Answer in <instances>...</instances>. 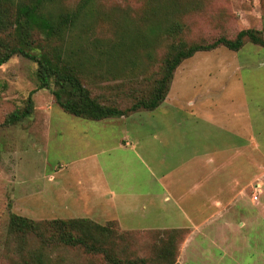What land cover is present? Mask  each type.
Segmentation results:
<instances>
[{
    "label": "rangeland",
    "instance_id": "obj_1",
    "mask_svg": "<svg viewBox=\"0 0 264 264\" xmlns=\"http://www.w3.org/2000/svg\"><path fill=\"white\" fill-rule=\"evenodd\" d=\"M84 1L59 0L57 8L74 10ZM0 7L1 15L10 17L9 5ZM86 10L67 37V50L83 61L81 79L92 96L122 109L151 94L173 44L233 39L243 29H256L264 36V0H92ZM171 20L182 23V33L165 34ZM152 24L162 30L151 33ZM8 32L0 31V39L14 44ZM34 38L36 45L45 46L41 34ZM38 87L33 60L17 54L0 67V264H264L263 47L246 41L239 51L221 46L198 52L175 70L169 108L165 103L153 111H139L126 123L120 118L76 117L57 104L50 90ZM33 90L32 115L3 125L8 114L25 107ZM125 125L129 131L144 129L150 134L157 125H171L195 136L189 168H179L185 161L174 158L161 172L154 156L159 149L153 145L148 147L152 153L143 149L145 164L135 160L129 166L140 182L151 172L162 177L163 197L173 194L196 220L211 211L210 203L223 199H217L219 195H233L240 185L236 179L243 183L257 170L258 174L240 195L226 200V216L210 223L202 232L204 240L200 234L191 242L185 232L115 227L106 215L97 214L104 202L94 208L91 198L94 183L102 175L106 179L111 157L119 154L100 150L115 145ZM120 165L112 167L117 170ZM200 179L206 182L199 188ZM255 194L259 200L254 202ZM13 215L39 226L17 232L10 225ZM79 219L111 227L106 236L83 228L106 254L59 241L54 222Z\"/></svg>",
    "mask_w": 264,
    "mask_h": 264
},
{
    "label": "trees",
    "instance_id": "obj_2",
    "mask_svg": "<svg viewBox=\"0 0 264 264\" xmlns=\"http://www.w3.org/2000/svg\"><path fill=\"white\" fill-rule=\"evenodd\" d=\"M91 2L92 0H85L76 9L69 10L58 9L59 0H0V6L8 4L9 11L12 10L10 17H5L1 15L0 7V31L9 30V36H13L15 40V43L11 44L0 39V67L17 54L33 60L37 63L38 89L50 90L57 104L65 112L76 117L100 121L127 117L144 110L153 111L166 100L175 70L184 60L193 57L198 52L212 51L221 46L232 51H239L246 41L264 48V36L256 29H243L233 39L222 36L211 43H185L181 41L173 44L171 52L164 60L163 73L151 94L148 97L138 99L130 108L122 109L104 104L92 96L90 89L83 84L81 79L80 68L83 61L79 60L74 52L67 50V37L77 29L83 16L88 14L86 8ZM183 28L180 21L171 20L163 31L168 36H172L182 33ZM160 29L162 30L158 24H152L149 28L151 33ZM35 33L43 36L45 46L36 45L39 42L34 38ZM52 42H56V44L51 45ZM47 45L48 49L45 48ZM96 57L101 59L102 56L98 54ZM115 58L116 56H112V59ZM35 91L30 92L24 108L17 109L7 115L3 125L8 126L24 122L32 115ZM54 224L60 232L58 238L61 243L73 247L83 246L87 251H103L106 254L103 247L97 246V238L83 228L92 227L93 230L99 231L101 236H106L111 227L107 229L95 225L87 219L58 220ZM108 224L115 225V227L120 226L114 220ZM10 225L17 232H25L32 226H39V224L37 226L33 221L18 215L12 216ZM74 231L81 233V235L75 234ZM167 231L185 232L188 235V231L184 229H169Z\"/></svg>",
    "mask_w": 264,
    "mask_h": 264
},
{
    "label": "crops",
    "instance_id": "obj_3",
    "mask_svg": "<svg viewBox=\"0 0 264 264\" xmlns=\"http://www.w3.org/2000/svg\"><path fill=\"white\" fill-rule=\"evenodd\" d=\"M165 103L167 105L166 108H169L170 103H172L169 101V97L166 98L162 105ZM168 114L169 111L164 112V115ZM131 116L120 117V120L126 123L127 119ZM157 126L159 129L155 133L150 134L144 131V129H139V132L138 130L129 131L131 129L125 125L121 129V139L108 149L100 150V153L117 150L119 154L111 157L106 179L102 175L103 178L99 177V181L94 183L95 190L91 198L92 205L94 208H97L100 206V203L104 202L102 206L104 210L99 211L97 214L106 215L107 218H110L108 220L106 219V221H117L124 230L184 229L188 231V241L196 242L199 234L204 240L205 237L202 235V232L209 227L210 223L216 222L217 219H224L226 216L225 214L228 209L227 207H223V204L227 202L226 200L240 195L244 191L245 184L250 183V181L256 178L258 170L244 180L243 183L236 179L235 183L240 185L233 195L227 198L219 195L217 199H223L221 201L214 200L213 203H210L212 207L211 211L208 214L205 213L204 218L196 220L183 204L176 201L177 199L173 194L168 193L163 197L162 191L165 184L162 177L151 172L152 176L144 178L140 182L138 172L129 166L131 163L134 166L135 160L140 161L141 164H145L144 156L141 154L146 153L144 151L145 147L147 151L152 153L148 147L150 148L153 145L159 149H155L154 156L158 159L159 165L157 162L155 163L161 172L163 171V167L167 168V165L174 158L178 162L180 160L185 161V163H179V168L185 167L186 165L189 168V163L194 159L193 149L196 144L195 136H190L188 129L185 128H175L170 125V128L163 129L159 125ZM130 133L133 136H130ZM150 136H152V139ZM173 149L177 150L173 151ZM116 163L122 164L117 170L115 167H112V164ZM102 170L103 168L100 167L99 172L103 173ZM208 177L205 176V179L208 180ZM205 182L206 180L200 179L199 188L204 186ZM145 185H149L148 188L139 191V188H144ZM137 187L139 188L137 189ZM171 201H173V206L165 208V205H169ZM203 206L204 204L197 208L201 209ZM221 240L223 241V239Z\"/></svg>",
    "mask_w": 264,
    "mask_h": 264
},
{
    "label": "built area",
    "instance_id": "obj_4",
    "mask_svg": "<svg viewBox=\"0 0 264 264\" xmlns=\"http://www.w3.org/2000/svg\"><path fill=\"white\" fill-rule=\"evenodd\" d=\"M259 200V195L258 194H255L253 195V201H258Z\"/></svg>",
    "mask_w": 264,
    "mask_h": 264
}]
</instances>
